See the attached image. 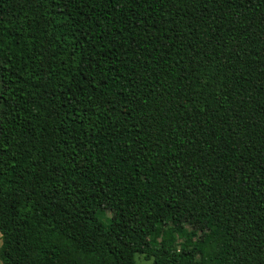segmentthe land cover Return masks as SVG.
<instances>
[{"label":"trees","instance_id":"16d2710c","mask_svg":"<svg viewBox=\"0 0 264 264\" xmlns=\"http://www.w3.org/2000/svg\"><path fill=\"white\" fill-rule=\"evenodd\" d=\"M0 234L1 264H264V0H0Z\"/></svg>","mask_w":264,"mask_h":264},{"label":"rangeland","instance_id":"374dc122","mask_svg":"<svg viewBox=\"0 0 264 264\" xmlns=\"http://www.w3.org/2000/svg\"><path fill=\"white\" fill-rule=\"evenodd\" d=\"M147 240L148 242H151L152 239L148 238ZM1 244H2V240H1V234H0V247H1ZM134 260L136 264H151V261L146 260L144 256L140 254H135ZM0 264H1V261H0Z\"/></svg>","mask_w":264,"mask_h":264}]
</instances>
